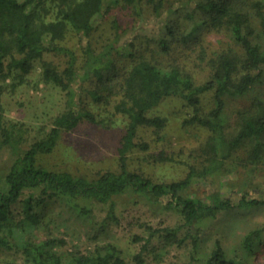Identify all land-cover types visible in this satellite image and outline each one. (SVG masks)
I'll return each mask as SVG.
<instances>
[{
  "label": "trees",
  "instance_id": "16d2710c",
  "mask_svg": "<svg viewBox=\"0 0 264 264\" xmlns=\"http://www.w3.org/2000/svg\"><path fill=\"white\" fill-rule=\"evenodd\" d=\"M119 2L131 10L135 22L139 23L131 38L133 42L116 49L123 51L129 60L126 75L120 88L114 91L115 77L108 75L115 69L113 60L106 62L103 58H96L91 75L94 74L102 91L92 90L88 95L93 102H104L118 92L119 99L115 100L114 108L128 120L119 149V170L108 171L98 179L90 180L70 172L51 170L41 164L40 158L55 150L64 132L75 129L83 120L97 122L96 114L85 107L84 100L75 99L74 95H71L68 108L55 118L51 129L27 149H23L22 144L28 127L6 120L1 114L0 151L11 149L14 160L4 177L3 188L0 187V247L14 248L12 238L17 230L27 231L29 226L38 228L42 223L38 209L48 200L60 196L95 199L102 203L111 201L113 212L114 197L131 190L151 195L167 207L178 209L190 228L199 220L216 216L224 210L264 206V200L247 196L237 202L232 198L214 196L212 202H207L184 195L195 177L202 175L195 167L190 168L183 180L158 183L142 168L131 169L130 163L132 154L151 152L152 142L144 137L143 131H152L161 138L160 133L167 127L168 120L152 112L173 96L182 97L193 110L192 116L185 120L186 125L200 124L212 131L207 148L214 156V164L219 166L241 150L246 151L250 163H264L263 100H255L252 107L239 113L237 131L232 138L226 134L224 124L226 99L229 96L244 97L264 82V0L250 3L246 0H0V73L11 68L26 75L32 72L35 62L41 60L45 80L72 94V81L77 75L76 58L70 50L59 46V42L72 33L89 37L103 21L110 4ZM180 11L186 12L184 20L192 24L191 29L184 30L177 20L172 19L174 14H179L180 21ZM158 18L164 19L160 26L158 23L145 26ZM200 25L229 29L240 51L229 50L212 58L210 80L196 85L188 72L178 66H165L159 57L171 56L172 44L189 43ZM114 48L113 43L110 49ZM62 52L71 57L63 71L45 59L50 54ZM201 57L204 59L205 53ZM106 67L110 70L104 74ZM210 91L214 93L215 106L203 115V96ZM172 159L164 152L156 156V161ZM205 173L203 170V175ZM37 190L40 191L38 196ZM27 192L32 193L24 200L23 217L17 220L13 207ZM168 236L174 234L169 232ZM251 239V235L246 239L248 248ZM65 243L62 238L28 241L24 245L27 263L125 264L123 252L116 244L99 246L89 254L73 253L65 259L58 250ZM206 264H235V261L228 257L218 241Z\"/></svg>",
  "mask_w": 264,
  "mask_h": 264
},
{
  "label": "rangeland",
  "instance_id": "374dc122",
  "mask_svg": "<svg viewBox=\"0 0 264 264\" xmlns=\"http://www.w3.org/2000/svg\"><path fill=\"white\" fill-rule=\"evenodd\" d=\"M110 7L89 37L72 33L59 42V46L70 50L76 58L77 75L72 81V94L45 80L41 60L35 62L32 72L26 75L11 68L0 73V116L28 127L23 149L29 148L51 129L55 118L68 108L71 95L84 100L85 107L96 114V123L83 120L75 129L63 133L52 153L40 158L41 164L51 170L70 172L90 180L119 170V149L128 123L126 116L114 108L115 100L119 99L118 92L104 102H93L88 96L92 90L102 91L94 74L91 75L96 58L106 62L113 60L115 69L106 67L103 72L110 70L108 75L115 77L114 91L120 88L129 60L123 51L116 49L133 42L131 38L139 24L123 3H112ZM179 13L182 23L179 14H174L172 19L184 30L191 29L192 24L184 20L186 12ZM163 20L158 18L145 26L153 23L160 26ZM113 43L114 50L110 49ZM172 45L171 56H161L159 61L168 67L184 69L196 85L210 80L212 58L229 50L240 51L229 29H213L208 25H200L189 43ZM45 59L63 71L71 57L62 52L50 54ZM258 99L264 101V82L244 97L229 96L226 99L224 124L229 138L237 131L239 113L252 107ZM214 100L212 91L204 94L203 115L215 106ZM152 114L165 117L168 125L160 133L161 138L152 131H143L144 137L152 142L151 152L132 154L131 169L142 168L155 182L172 183L185 179L190 168L195 167L202 175L195 177L183 192L186 196L207 202H212L214 196L232 198L236 202L244 196L264 200V163H250L246 151L241 150L219 166L214 164V156L207 148L213 133L200 124H185L193 110L182 97L165 99ZM161 152L173 159L156 161ZM13 160L11 149L0 151V187L4 185V177ZM203 170L206 171L204 175ZM30 193L27 192L13 207L17 220L23 217L24 200ZM39 194L37 190L36 195ZM113 200V212L111 201L102 203L95 199L63 196L48 200L38 209L42 220L38 228L19 229L12 238L14 248L0 247V264H28L24 245L31 240L48 238L66 240L65 245L58 248L65 259L73 253L89 254L99 246L113 243L122 250L125 264H206L220 241L235 264H264V206L224 210L199 220L190 228L178 209L167 207L151 195L129 190ZM258 231L260 235L255 234ZM169 232L174 236L169 237ZM250 235L252 241L248 248L246 239Z\"/></svg>",
  "mask_w": 264,
  "mask_h": 264
}]
</instances>
